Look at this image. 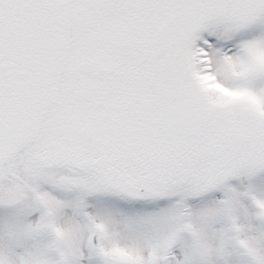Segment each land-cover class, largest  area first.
<instances>
[{
	"label": "snow or ice",
	"instance_id": "1",
	"mask_svg": "<svg viewBox=\"0 0 264 264\" xmlns=\"http://www.w3.org/2000/svg\"><path fill=\"white\" fill-rule=\"evenodd\" d=\"M0 264H264V0H0Z\"/></svg>",
	"mask_w": 264,
	"mask_h": 264
}]
</instances>
